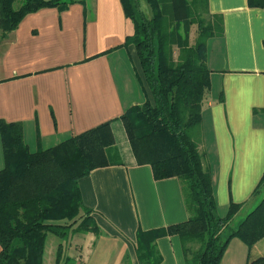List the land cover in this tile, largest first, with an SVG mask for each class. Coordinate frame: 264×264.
Masks as SVG:
<instances>
[{
  "label": "crops",
  "instance_id": "0c3cea01",
  "mask_svg": "<svg viewBox=\"0 0 264 264\" xmlns=\"http://www.w3.org/2000/svg\"><path fill=\"white\" fill-rule=\"evenodd\" d=\"M207 8L223 16L224 34L207 42L212 74L201 150L218 216L225 217L234 202L242 204L239 219L259 203L254 191L264 175V9L250 8L248 0H207ZM133 33L120 0H77L63 11L51 7L30 14L0 38V120L21 123L32 152L105 123L116 142L118 160L79 181L97 230L46 244L44 264H56L60 244L67 264H138L139 229L189 219L179 179L156 181L150 166L137 164L121 120L150 95L135 47L125 45ZM156 250L161 264H187L178 236L158 240ZM249 253L234 238L220 264L230 255L247 264Z\"/></svg>",
  "mask_w": 264,
  "mask_h": 264
},
{
  "label": "trees",
  "instance_id": "16d2710c",
  "mask_svg": "<svg viewBox=\"0 0 264 264\" xmlns=\"http://www.w3.org/2000/svg\"><path fill=\"white\" fill-rule=\"evenodd\" d=\"M134 27L125 45L137 51L149 98L121 117L139 166H150L156 181L177 178L189 214L186 222L136 235L138 264H161L158 240L178 236L187 264H220L230 241L248 248L264 238V175L254 191L257 206L232 226L242 204L232 202L228 214L217 203L204 152L202 110L211 89L207 42L224 34L222 15L210 14L207 0H120ZM77 0H0V38L15 31L30 14L45 8L66 10ZM264 9V0H248ZM206 13V22L201 14ZM196 27L194 35L191 30ZM223 100V98H222ZM4 168L0 171V264H44L50 234L96 231L84 207L79 181L110 167L115 146L110 123L46 150L32 152L21 123L0 120ZM63 244L56 264H67ZM247 264H264L259 257Z\"/></svg>",
  "mask_w": 264,
  "mask_h": 264
},
{
  "label": "rangeland",
  "instance_id": "374dc122",
  "mask_svg": "<svg viewBox=\"0 0 264 264\" xmlns=\"http://www.w3.org/2000/svg\"><path fill=\"white\" fill-rule=\"evenodd\" d=\"M143 5L145 7H147V10H146V14L148 17H151L152 16V12L150 10V8H148V5L147 3L145 2V0L142 2ZM202 18H204V20L207 22L210 18L209 16L206 14V13H203L201 14ZM196 30V27H193V29L191 30V35L193 36L194 35V32ZM109 154L111 155V158L113 159V161H117L118 160V156H117V152L116 150L112 147L108 150ZM247 213L243 216H241L239 219H237L232 226H237L239 224V221L240 220H243L245 217H246ZM55 240H59V241H62L61 239H58V237L56 235H53V234H50L48 236V241H47V247H51V245L53 244V242ZM250 250V253L248 255L249 257V260L248 261H253L259 257H261V255L264 253V240L262 242H260L258 245L254 246L253 249L249 248ZM231 257H228L227 261H223L222 264H241L239 262V260L237 259H233V255H230ZM246 263V262H245ZM248 263V262H247Z\"/></svg>",
  "mask_w": 264,
  "mask_h": 264
}]
</instances>
